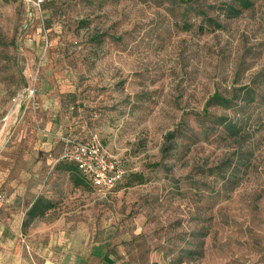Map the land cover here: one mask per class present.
Listing matches in <instances>:
<instances>
[{
  "label": "rangeland",
  "instance_id": "374dc122",
  "mask_svg": "<svg viewBox=\"0 0 264 264\" xmlns=\"http://www.w3.org/2000/svg\"><path fill=\"white\" fill-rule=\"evenodd\" d=\"M184 1L0 0V171L32 170L48 137L95 141L125 178L76 186L37 157L39 223L123 264H264V0L229 19L225 0Z\"/></svg>",
  "mask_w": 264,
  "mask_h": 264
},
{
  "label": "crops",
  "instance_id": "0c3cea01",
  "mask_svg": "<svg viewBox=\"0 0 264 264\" xmlns=\"http://www.w3.org/2000/svg\"><path fill=\"white\" fill-rule=\"evenodd\" d=\"M56 145L52 137L34 143L24 162L32 164L28 172L19 169L21 161L15 170L13 164L0 171V264H123L106 241L93 242L87 231H78L75 225L64 220L47 224L39 223L40 218L27 220L41 193L37 157H41L40 165L51 164L46 157L50 152L57 156L61 145Z\"/></svg>",
  "mask_w": 264,
  "mask_h": 264
},
{
  "label": "built area",
  "instance_id": "2783aa9c",
  "mask_svg": "<svg viewBox=\"0 0 264 264\" xmlns=\"http://www.w3.org/2000/svg\"><path fill=\"white\" fill-rule=\"evenodd\" d=\"M61 141L63 148L58 160L76 165L81 175L97 191H110L124 179L123 171L106 159L95 141H79L69 137Z\"/></svg>",
  "mask_w": 264,
  "mask_h": 264
},
{
  "label": "trees",
  "instance_id": "16d2710c",
  "mask_svg": "<svg viewBox=\"0 0 264 264\" xmlns=\"http://www.w3.org/2000/svg\"><path fill=\"white\" fill-rule=\"evenodd\" d=\"M255 1H260V0H225V3H223L222 6V10H221V14L222 16H224V18L229 19L232 17H236L238 16L242 10H247L249 8L252 7L253 3ZM180 2H185L184 0H180ZM204 14V13H203ZM204 18L206 20H208V22L217 29L222 28V25L215 21L214 19H211L209 17H207V15H204ZM233 100L236 99H225L222 96H220L219 94H214L210 100L208 101V104H217V105H221L223 107H229L230 105L233 104ZM217 124L218 125H225V128L227 130H229L230 133L232 134H236L239 130V125L233 123V122H229V123H225L226 120L223 119V117H218L217 119ZM72 138V137H69ZM74 139V138H73ZM60 152L57 154V156L55 157L56 159V163H66L69 164L70 166L66 168V171L69 172L73 178H79V181L77 179L75 185L78 186L80 185L82 182L80 181V177H78V173L81 176L82 179L86 180L87 182H89L84 176L81 175V173L79 172L78 168L76 167V165H74L73 163L70 162H65V161H61L58 160L59 155L62 151L63 148V143L62 141H60ZM125 178V177H124ZM81 179V180H82ZM90 183V182H89ZM91 184V183H90ZM36 207L32 208L30 211L27 212V220H32L34 218H41L44 216L45 212L49 209H51L53 207V204L51 202H44L41 198H39L36 203H35Z\"/></svg>",
  "mask_w": 264,
  "mask_h": 264
}]
</instances>
